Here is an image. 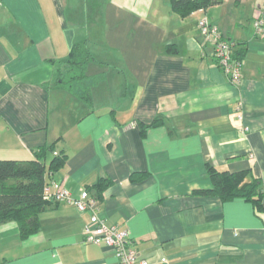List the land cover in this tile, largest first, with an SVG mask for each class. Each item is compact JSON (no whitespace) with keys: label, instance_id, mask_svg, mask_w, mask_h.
<instances>
[{"label":"crops","instance_id":"obj_1","mask_svg":"<svg viewBox=\"0 0 264 264\" xmlns=\"http://www.w3.org/2000/svg\"><path fill=\"white\" fill-rule=\"evenodd\" d=\"M263 9L222 0L181 16L169 0H0V159L54 143L66 157L46 183L95 196L147 264H264V194L258 211L196 192L211 187L207 164L245 170L264 191V21L257 34L253 24ZM202 16L239 49V84L215 64ZM82 40L96 60L88 73L104 74L90 105L54 83ZM48 205L27 237L0 223V264H119L111 248L83 241L90 211Z\"/></svg>","mask_w":264,"mask_h":264},{"label":"trees","instance_id":"obj_2","mask_svg":"<svg viewBox=\"0 0 264 264\" xmlns=\"http://www.w3.org/2000/svg\"><path fill=\"white\" fill-rule=\"evenodd\" d=\"M173 11L181 16L189 15L197 9H205L222 0H169ZM235 56L243 59L239 49ZM96 62L85 40L72 44L68 56L57 62L54 83L88 105L92 101V87L104 74H89L88 67ZM161 124L156 118L151 125ZM48 153L53 155L48 163ZM65 154L54 151V143L43 145L35 151V156L28 160L0 159V223L8 220L16 222L19 235L27 237L40 227L39 213L49 206L50 200L44 198L42 190L46 184L47 172H56L65 162ZM211 187L196 190L200 194L217 195L223 200L242 197L251 201L256 210L262 209L264 191L259 179L244 182L246 171L230 172L219 170L211 164L206 165ZM106 180L100 178L94 186L101 191Z\"/></svg>","mask_w":264,"mask_h":264},{"label":"built area","instance_id":"obj_3","mask_svg":"<svg viewBox=\"0 0 264 264\" xmlns=\"http://www.w3.org/2000/svg\"><path fill=\"white\" fill-rule=\"evenodd\" d=\"M263 21L264 9L258 11L254 17L253 24L256 34L261 32ZM197 27L200 35L212 46L215 64L232 84H239L243 78V60L235 56L234 41L224 37L218 26L206 16L198 19ZM240 106L241 102H238L237 108L239 109ZM239 118H243L241 113ZM242 130L247 131L248 128L243 126ZM42 193L48 200L73 204L79 212L90 211L89 220L83 227L84 242L102 244L111 248L119 264H147V261L130 246L127 230L114 224H107L105 219L98 214V199L95 196L87 191L73 196L67 188L54 181L46 183Z\"/></svg>","mask_w":264,"mask_h":264},{"label":"rangeland","instance_id":"obj_4","mask_svg":"<svg viewBox=\"0 0 264 264\" xmlns=\"http://www.w3.org/2000/svg\"><path fill=\"white\" fill-rule=\"evenodd\" d=\"M93 87H94V86H93ZM93 87H92V90L94 89Z\"/></svg>","mask_w":264,"mask_h":264}]
</instances>
